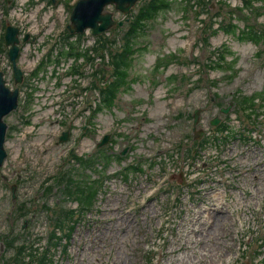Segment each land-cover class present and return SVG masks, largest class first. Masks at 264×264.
Returning a JSON list of instances; mask_svg holds the SVG:
<instances>
[{"label":"rangeland","instance_id":"374dc122","mask_svg":"<svg viewBox=\"0 0 264 264\" xmlns=\"http://www.w3.org/2000/svg\"><path fill=\"white\" fill-rule=\"evenodd\" d=\"M36 1L10 0L9 7L4 0H0V44L4 26L14 22L13 14L15 20L21 22L28 18L31 22L29 26L35 29L46 24L44 5L39 6L35 4ZM257 1L256 6L262 11L258 23L264 25V0ZM211 4V13L215 16L213 24L219 23L218 18L225 20L228 25L231 22L241 26L249 24L248 16L239 21L234 17L240 12L248 14L249 9L242 8L240 0H212ZM185 9L186 5L180 0H167L143 20L141 26L146 28L140 32L138 47L147 49L139 51L133 57L128 77L119 79L120 83L128 82L130 88L122 87L116 103L111 107L99 108L102 113L93 124L87 119L86 113L74 126L75 134L83 132L86 137L77 141L73 152L92 160L95 153V160L99 162H94V166L88 170L83 165L79 167L72 162L67 164L69 154L63 153L74 142L70 140V135L66 142L60 144H57L55 138V132L75 113L77 104L72 91L60 100L61 107L49 108L50 103L57 98L55 93L63 89L53 77L56 63L54 60L45 63L35 81L32 78L27 80L28 73L23 72L24 85L20 95L25 102L5 120L9 126H14V131H10V136L7 137L5 150L12 160L17 156L18 158L12 164L16 178L12 181L3 175L0 183V235L9 232L24 235L27 244L30 241L31 245L41 243L40 246H35L38 249L36 254L38 258L44 255L49 228L53 226L51 208L57 203L66 210H72L78 205V196H72L67 191L58 189L51 197L44 196L45 180L67 166L75 176L73 190L96 180L99 181L96 184L99 191L93 208L81 216L77 214L71 238L64 239L58 247H51L46 257L49 264H114V261L115 264L134 263L135 249L139 250L144 237L151 236L165 221L168 197L156 200L158 189L172 186L176 191L183 187L185 194L177 198L178 209L168 256H157L155 259L158 264H196L197 258L201 263L216 261L218 256L226 255L234 247L230 234L235 225L233 209L239 210L243 216L251 217L252 234L258 240H264V113L251 125L245 118L244 111L237 110L235 102L241 96L264 95V54L258 56L264 45L257 48L248 39H230L231 50L238 58L235 65L238 72L228 64L223 65L221 70L207 69L204 64L208 63L210 52L222 47L227 38L222 34L210 35L207 43H204L208 47L201 42L197 44L200 26L195 15L197 10L184 15ZM106 11L112 12L116 18L122 15L113 6ZM106 11L103 10L102 15L109 14ZM207 21L210 23L211 19ZM24 38L22 34L21 39ZM30 39L31 37L29 41ZM20 47L18 63L23 68L29 69L34 60L44 56L42 38L36 41V45L21 42ZM170 52L193 60L192 65L185 67L173 62L164 69L165 65L158 59L165 58L164 54ZM169 59L170 57H166L164 61ZM5 61L11 66L8 57ZM69 65L70 63L65 64L64 67ZM174 74L179 77L183 74L192 76V84L197 85L198 89L190 94V85H181V81L177 82V86L171 87L167 78ZM64 77L67 74L61 71L60 80ZM155 77L159 82L158 86L154 84ZM5 78L8 86L15 89L13 72L5 75ZM69 81L70 79L67 83ZM213 82L217 85L214 86ZM31 88H34L32 93L35 98L30 105L27 93ZM262 103L264 104L260 101L258 105ZM220 104L222 108H230L232 105L228 115L221 113ZM255 109L264 111V108ZM195 110L200 111L197 131L203 134L196 141L207 139L208 143L200 149L199 156L190 157L189 149L194 147L191 137ZM215 118L219 119L217 127L211 125ZM224 122L229 125L226 132L214 130ZM103 132L112 137L108 145L97 150ZM82 141L83 146L77 153ZM125 150L126 154L122 156L124 160H119L117 155ZM103 154L110 156V161L105 164ZM138 161H141L139 165L143 171H128L124 175L121 173L127 166ZM9 174L6 171L5 175ZM18 177L20 182L16 180ZM190 178L197 185L187 186L185 182ZM15 182L19 184L20 190L16 188V199L13 200L11 187ZM195 188H200L201 192L195 193ZM218 192L226 195L221 202L215 197ZM135 196L143 201H156L140 214ZM47 200L51 208H44V201ZM22 205L26 206L27 211L30 210L25 218L19 217L18 208ZM207 207H222V216L228 219L222 225L225 230L214 231L210 224L202 222L200 212ZM155 210L158 211V216L152 218L151 214ZM157 211L153 212L154 216ZM125 215H133L135 221L130 226L127 220L112 225L105 223ZM136 215L139 216L136 218ZM222 216L214 218L213 222L221 225L226 220ZM146 218L149 220L144 225ZM199 227L206 228L207 232L196 239L200 245L205 244L204 249L208 245L209 247L206 250L200 246L195 247V252L189 248L185 252L183 249L178 250L195 236L194 231ZM66 229L68 230L65 227L64 231H60V236L68 233ZM38 234H42V237ZM20 241L23 243L22 239ZM215 243L217 247H213L216 246ZM1 244L3 250L0 252V264H5L7 257L14 255L16 249L10 245L8 248L11 251L5 252V245L3 242ZM256 253L258 256L250 260L249 264H260L264 260V248L256 250ZM26 256L25 253L21 255L25 264H40L36 260H27ZM173 258L174 263L170 261Z\"/></svg>","mask_w":264,"mask_h":264},{"label":"trees","instance_id":"16d2710c","mask_svg":"<svg viewBox=\"0 0 264 264\" xmlns=\"http://www.w3.org/2000/svg\"><path fill=\"white\" fill-rule=\"evenodd\" d=\"M242 1L244 4V7L246 9H249L248 14L241 12L240 17L234 16L235 19L238 18V20H241L242 18L248 16L250 20V16H252L253 12L259 13V9L255 7L256 0H242ZM153 6H154V2L151 3L148 9L140 15L137 21H131V23L128 25V28L125 31L123 38H122L123 44L121 48H116L118 49L115 51L116 57H114L110 62V67L112 69L110 72V76H109V79L111 80V82L109 83L110 88H108L105 91L106 97L103 99V106L102 107L100 106L99 108L111 107L112 105H114L116 101L117 91L120 90L124 86H127L128 88H130V85L128 84V82L124 81L120 83L119 79L120 77H123L125 79L128 77L129 68L132 66V63H133V57H135L139 51L147 49L146 47L139 48L138 45H139V39L141 37L140 32L142 31V28H143L141 26L142 22L148 15L153 14ZM218 15L221 17L220 14ZM211 24H213V22H211ZM220 28L226 34L242 36L258 45L261 43H264V28L263 29L258 28L254 25H251L250 23L248 25H245L244 29H241L237 23L231 22V24L228 25L227 22L223 20L222 23L220 24ZM216 33L217 31H213V34H216ZM101 47H104V44H102ZM225 48H226V51L225 53H220L218 62H210L209 64H207L206 67H209L212 70L222 69L223 65L228 64L227 55L230 53H229V50L227 49V46H225ZM172 57L173 56H171V59H169V61H167V63L164 64L165 65L164 69H167L169 65L175 61V59ZM177 63L180 65H189L192 62L189 61L187 62V64H185L179 60ZM161 64L163 63L161 62ZM157 69H159V65ZM107 73L108 72L96 71L95 76L100 80H105L107 78ZM173 79H174V86H175V82H177L178 80L180 81L189 80V78H186L185 75L182 76V78L180 79L178 76L173 75ZM154 84L159 85V82L156 77L154 79ZM254 99H255L254 97H251V98L242 97L241 99H239L240 108H251L253 109V114L258 115V111L255 109L257 108V105L255 104ZM262 101L264 102V98L262 99ZM263 107H264V104L259 106L258 108H263ZM76 159L81 165H83V167L86 170L90 169L94 164V161L91 159H83V158H76ZM126 170L127 171L129 170L143 171L141 167H135V166H131L127 168ZM97 182L99 181H94L92 183L95 184ZM63 183H66L65 190L67 191L68 194L70 195L76 194L78 196L80 205L83 204L85 206L91 207L94 204L98 189L94 187L93 184L87 183L86 185L78 186L75 190H73L72 187L75 185V180H74V177L70 175L69 173L62 175L58 178V184L61 185ZM50 193H51V188L47 190V194H50ZM83 205L81 208L82 211L85 210V207H83ZM51 210H52L51 212L53 216L55 217V219H54V224H53V230L49 234V241H50L49 249H51V247L53 246H58L61 241L60 237L57 235V231H64V228L67 227L69 230L67 236L70 237L72 233V227L69 225V222L66 225L64 222H66V220L69 217L73 218L75 214L74 211L63 212L61 209L58 211L53 210V209ZM16 263H19V261H16Z\"/></svg>","mask_w":264,"mask_h":264},{"label":"water","instance_id":"95a60500","mask_svg":"<svg viewBox=\"0 0 264 264\" xmlns=\"http://www.w3.org/2000/svg\"><path fill=\"white\" fill-rule=\"evenodd\" d=\"M138 0H82L76 7L71 21L72 25L69 27L71 32H83L86 28H92L95 35L101 34L105 30L112 26H116V22L112 20V14L102 15V11L107 5L115 4L116 8L122 12H128L130 8ZM81 4V5H80ZM122 26V23L119 24ZM17 30H11V33L7 37V43L13 44L14 47L10 51L9 55L13 62L14 78L16 84L22 82V72L16 66V59L18 56V39L16 38ZM19 90L11 91L5 86L2 73H0V165L6 157V151L4 149L5 136L7 126L4 123V117L11 111L15 110L18 106ZM227 113L228 110H222ZM198 114L196 116V123H198ZM217 124V122H214ZM69 133L64 134L61 138L62 141H66ZM202 134H199L201 136ZM109 140L107 136L99 147L106 145Z\"/></svg>","mask_w":264,"mask_h":264},{"label":"bare ground","instance_id":"6f19581e","mask_svg":"<svg viewBox=\"0 0 264 264\" xmlns=\"http://www.w3.org/2000/svg\"><path fill=\"white\" fill-rule=\"evenodd\" d=\"M217 197H220V198H223L224 196L221 194V193H218L217 195H216ZM221 215L220 214H215L214 216L212 215V213H209V214H207L206 215V219L204 220L206 223H208V224H210V223H212L211 225L213 226V228H215V229H219L220 227H222L219 223H216V222H213L214 221V218L216 219V218H218V217H220ZM223 217V216H222ZM224 218V217H223ZM227 221V219L225 220V221H223L222 222V224L223 223H225ZM207 231H206V229L205 228H203V227H200L198 230H196V231H194V234H195V236L192 238V239H189V240H187L186 241V243H185V248H184V250L185 249H187V248H190V249H194L198 244H199V242H198V240L196 239V237L197 236H202L204 233H206ZM206 248H207V246H206ZM187 255V254H186ZM184 258H190V257H184ZM183 259V258H182ZM187 261V260H186ZM201 261V260H200ZM186 264H187V262H186Z\"/></svg>","mask_w":264,"mask_h":264},{"label":"crops","instance_id":"0c3cea01","mask_svg":"<svg viewBox=\"0 0 264 264\" xmlns=\"http://www.w3.org/2000/svg\"><path fill=\"white\" fill-rule=\"evenodd\" d=\"M85 206V205H84Z\"/></svg>","mask_w":264,"mask_h":264}]
</instances>
